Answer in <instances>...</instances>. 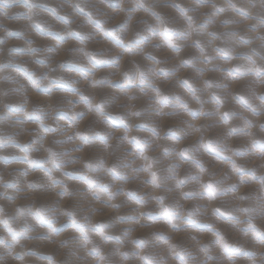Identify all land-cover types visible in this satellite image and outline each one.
Returning <instances> with one entry per match:
<instances>
[{
  "label": "rangeland",
  "instance_id": "1",
  "mask_svg": "<svg viewBox=\"0 0 264 264\" xmlns=\"http://www.w3.org/2000/svg\"><path fill=\"white\" fill-rule=\"evenodd\" d=\"M0 264H264V0H0Z\"/></svg>",
  "mask_w": 264,
  "mask_h": 264
}]
</instances>
